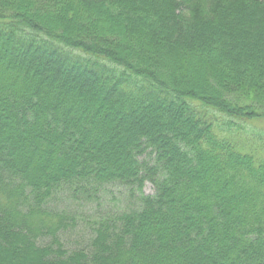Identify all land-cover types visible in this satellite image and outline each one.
Segmentation results:
<instances>
[{"label": "trees", "instance_id": "obj_1", "mask_svg": "<svg viewBox=\"0 0 264 264\" xmlns=\"http://www.w3.org/2000/svg\"><path fill=\"white\" fill-rule=\"evenodd\" d=\"M260 121L264 0H0V264H264ZM109 187L70 252L47 205Z\"/></svg>", "mask_w": 264, "mask_h": 264}, {"label": "rangeland", "instance_id": "obj_2", "mask_svg": "<svg viewBox=\"0 0 264 264\" xmlns=\"http://www.w3.org/2000/svg\"><path fill=\"white\" fill-rule=\"evenodd\" d=\"M79 59V58H78ZM246 129L248 126L243 125ZM260 131L264 135V121L249 125L250 129ZM234 129V128H233ZM236 130V129H235ZM247 131L240 132L239 136L249 140ZM255 142L257 141L254 138ZM258 145L264 147V137L257 141ZM145 157V156H144ZM146 194H154L155 189L152 183L147 182L144 187ZM86 195L74 197L70 193L57 195L47 205L49 210L57 212H66L71 218L75 219L74 224L68 221L70 227L60 233L61 240L70 252L91 249V242L94 237V229L102 220H114L117 214L122 213L132 204L129 198V192L123 187H109L101 195L87 199ZM135 208V206H134ZM96 223V224H95ZM49 238L40 241V245H47Z\"/></svg>", "mask_w": 264, "mask_h": 264}]
</instances>
